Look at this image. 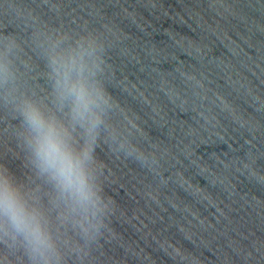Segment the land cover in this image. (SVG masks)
<instances>
[{"label": "water", "instance_id": "obj_1", "mask_svg": "<svg viewBox=\"0 0 264 264\" xmlns=\"http://www.w3.org/2000/svg\"><path fill=\"white\" fill-rule=\"evenodd\" d=\"M85 36L111 96L89 236L34 168L18 111L28 98L68 122L49 54ZM5 51L0 168L45 212L59 264H264V0H0ZM0 264L31 261L5 238Z\"/></svg>", "mask_w": 264, "mask_h": 264}, {"label": "clouds", "instance_id": "obj_2", "mask_svg": "<svg viewBox=\"0 0 264 264\" xmlns=\"http://www.w3.org/2000/svg\"><path fill=\"white\" fill-rule=\"evenodd\" d=\"M49 67L56 109L60 112L67 109L68 122L25 98L18 107L25 142L37 173L52 186L56 200L67 212L78 217L77 224L89 236L92 229L99 230L103 223L100 214L107 207L94 174L93 142L102 122L103 106L111 96L96 78L100 64L95 41L90 37L85 36L65 48L54 47L49 54ZM13 79L8 52H0V88ZM76 128L82 129L86 137L80 147L72 134ZM106 195L112 201L109 193ZM5 238L20 241L31 264H59L45 212L37 199L30 198L3 167L0 168V241Z\"/></svg>", "mask_w": 264, "mask_h": 264}]
</instances>
